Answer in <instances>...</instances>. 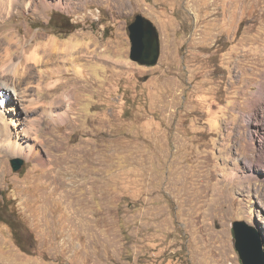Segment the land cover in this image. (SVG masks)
<instances>
[{
	"label": "rangeland",
	"instance_id": "1",
	"mask_svg": "<svg viewBox=\"0 0 264 264\" xmlns=\"http://www.w3.org/2000/svg\"><path fill=\"white\" fill-rule=\"evenodd\" d=\"M8 4L0 75L18 86L22 147L37 145L44 161L0 142V264H242L237 220L264 251V167L248 166L264 151V0ZM56 12L71 31L50 22ZM137 14L160 33L154 66L130 57ZM48 42L50 53L77 45L83 72L44 80L32 66L22 76L27 49ZM7 210L26 226L20 244Z\"/></svg>",
	"mask_w": 264,
	"mask_h": 264
},
{
	"label": "bare ground",
	"instance_id": "2",
	"mask_svg": "<svg viewBox=\"0 0 264 264\" xmlns=\"http://www.w3.org/2000/svg\"><path fill=\"white\" fill-rule=\"evenodd\" d=\"M11 3H12V0H9V4H8L9 6L8 7H9L10 11H12V4ZM54 41H56V39ZM11 42L12 43L7 41V43H8L7 51H8V55L10 56V59L12 58V55L14 54V52H13L14 47H12V46L15 45L13 40ZM45 44H43V46L39 45V46H36L34 48H30V50L27 49L26 53H28V55H27L26 64L23 68V74H21L22 76L24 75V72L27 73L28 70H31L32 66H35L37 68L39 66V68H38L39 71H37V72L43 79L45 77L49 76L47 73V70L50 71L51 75L49 77H51V78H55V77L59 76L61 73L67 72L68 70H73L76 73H82L83 72L80 64H78L79 55H77V52L74 50V48H78L77 45L76 46L75 45L70 46L67 44L55 43L54 49L56 50V53L55 52L50 53L47 51V49H48V46L50 47V45L52 43L48 42ZM42 52H44V53H42ZM66 59L69 60V62L65 63V61H67ZM56 73H57V75H56ZM24 77H26V76H24ZM58 81H60V80L59 79H53L50 82L47 81L48 83H46L44 81H42V83H45L44 85L52 84L54 86L56 83H58ZM39 82H41V81H39ZM259 86L260 87L257 90V92L255 93V95L260 97V98H264V84L261 83ZM42 88H43V86H42ZM17 90H18V86L16 84H14V82L12 83L8 79H5L0 75V142L6 141V144L10 146V150L15 149L16 152L24 153L27 157L34 158V159L42 162V161H44L43 156L40 155L41 153L39 154L38 152H36L34 150L35 146L37 147V145L32 144V145H29L28 148L24 149L22 147L20 135L18 133L19 130H17V129L15 130V128H16L15 127V121L17 119L15 117L16 115H15L14 111L17 108H16V106H14L15 104H13L12 101L14 100L15 97H17L16 96ZM1 99H3V100H1ZM32 100H34V99H32ZM54 101L51 103H49V102L48 103L50 105L57 104V102L55 103ZM68 101H69V99H68ZM68 101H66V103ZM29 102H30V100H29ZM253 120H254V114L253 113L247 114L245 116V122L251 123ZM33 125H34V123H33ZM16 126H17V124H16ZM38 129H37V131H38ZM24 131H25V129H24ZM255 132L250 131L251 139L256 140V133ZM263 132H264V127H263ZM262 136L264 137V134ZM36 137L39 139L38 142L42 141V138L41 139L39 138L40 136L38 133H36ZM263 146H264V142H263ZM257 161H258L257 163H254L253 159H250L248 161V166H249L251 171H253V169H255L256 167L259 168V166L264 167V151L260 152L259 160H257Z\"/></svg>",
	"mask_w": 264,
	"mask_h": 264
},
{
	"label": "water",
	"instance_id": "3",
	"mask_svg": "<svg viewBox=\"0 0 264 264\" xmlns=\"http://www.w3.org/2000/svg\"><path fill=\"white\" fill-rule=\"evenodd\" d=\"M131 41L130 57L146 66L158 64L161 56L160 33L154 22L143 14H137L129 26ZM14 170L23 168L24 160L16 157L11 160ZM235 248L242 264H264L262 242L253 229L244 221L237 220L232 227Z\"/></svg>",
	"mask_w": 264,
	"mask_h": 264
},
{
	"label": "trees",
	"instance_id": "4",
	"mask_svg": "<svg viewBox=\"0 0 264 264\" xmlns=\"http://www.w3.org/2000/svg\"><path fill=\"white\" fill-rule=\"evenodd\" d=\"M58 20H60V21H62V23L64 24V26L65 27H60V31L61 32H67V31H71L72 29L69 27L68 28V23H67V20H66V18H65V16L64 15H61L59 12H56L54 15H53V17H51V21L50 22H56V20L57 19ZM60 18V19H59ZM7 212H10L12 215L11 216H14V218H16L15 220H14V222L13 221H11V219H8L7 221L5 220V222H7L9 225H10V227H11V229H12V232H13V235H14V237L16 238V240H17V242H18V234H19V229H26V226H25V224H24V222L23 221H21L20 219H18L17 217H16V215H15V212H13V211H10V210H7ZM1 219V218H0ZM2 220V219H1ZM19 243V242H18ZM20 244V243H19Z\"/></svg>",
	"mask_w": 264,
	"mask_h": 264
}]
</instances>
